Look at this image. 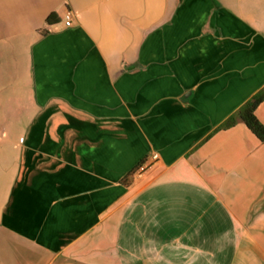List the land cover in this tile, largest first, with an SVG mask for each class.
<instances>
[{"label": "crops", "instance_id": "obj_1", "mask_svg": "<svg viewBox=\"0 0 264 264\" xmlns=\"http://www.w3.org/2000/svg\"><path fill=\"white\" fill-rule=\"evenodd\" d=\"M263 87L264 0H0V264H264Z\"/></svg>", "mask_w": 264, "mask_h": 264}, {"label": "trees", "instance_id": "obj_2", "mask_svg": "<svg viewBox=\"0 0 264 264\" xmlns=\"http://www.w3.org/2000/svg\"><path fill=\"white\" fill-rule=\"evenodd\" d=\"M264 101V87L255 93L250 99L243 103L234 113H232L217 130L227 129L238 122H244L248 128L261 140L264 141V124L256 114L258 106ZM143 162L139 163L138 168Z\"/></svg>", "mask_w": 264, "mask_h": 264}, {"label": "built area", "instance_id": "obj_3", "mask_svg": "<svg viewBox=\"0 0 264 264\" xmlns=\"http://www.w3.org/2000/svg\"><path fill=\"white\" fill-rule=\"evenodd\" d=\"M65 20H66V25H70L71 24V20H72V12L68 11L65 15ZM152 159L153 160H157L158 159V154H153L152 155ZM141 169H143V167H141Z\"/></svg>", "mask_w": 264, "mask_h": 264}]
</instances>
